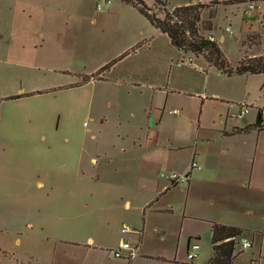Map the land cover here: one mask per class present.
Instances as JSON below:
<instances>
[{
	"label": "crops",
	"instance_id": "0c3cea01",
	"mask_svg": "<svg viewBox=\"0 0 264 264\" xmlns=\"http://www.w3.org/2000/svg\"><path fill=\"white\" fill-rule=\"evenodd\" d=\"M86 1L0 0V20L6 24L0 36V62H10L16 48L23 50L31 42L40 44V48L47 46L68 52L88 44L91 31L83 27ZM143 1L153 6V0ZM161 1L174 8L202 0ZM117 5L138 12L124 0H118ZM35 16L59 19L58 26L45 35L31 33L26 24ZM14 17L18 19L17 24L13 23ZM146 21L155 33L167 38L166 50L182 52L172 45L165 33ZM211 31L208 33L212 34ZM41 35L43 40H39ZM147 35L140 32L109 59L117 56L119 61L125 58L138 61L146 55H150V59L153 44ZM35 58V54H30L26 59ZM201 71L205 73L203 68ZM167 73L164 77L150 76L137 69L126 72L117 81L129 91L139 90L143 97L139 105L126 104L121 108L115 140L99 159L93 156V151L68 144L67 138L55 137L48 142L42 136L34 139L11 134L22 129L34 133L43 130L39 110L27 109L20 118L7 113L5 118L0 115L4 131L0 136V152L16 156L13 158L21 167L16 174L24 184V193L29 195L25 197L26 203L32 208L57 211L50 219L23 220L25 228L21 234L24 238L16 237L15 247L20 248L33 238L40 248L26 245L22 252L18 249L7 252L9 264H178L177 258L171 259L165 254L167 249L162 244L170 234L180 237L193 219L204 221L209 230L212 222L220 221L216 210L200 216L188 214L189 202H208L216 206L240 188L255 189L263 194L260 218L264 235V141L261 143L258 138L255 143L250 138L252 132L256 130V134H261L264 128L246 130L254 124L258 108L263 107L247 102L249 92L237 103L219 94H207L206 82L201 88L195 83L190 85L193 91L188 90L187 81L175 88ZM46 89L38 86L20 93H34L30 96L14 99L4 96L0 97V102L25 104L27 99L39 97V92ZM175 98L180 102L178 109L171 107ZM219 101L224 105H216ZM239 104L248 105V113L255 108L254 120L247 117L248 113L241 119L229 117ZM62 143L66 146L62 147ZM192 163L196 166L192 167ZM173 173L186 175L187 182L171 185L168 176ZM82 208L87 209L91 217L79 224L77 213ZM253 217L254 213L250 219ZM123 223L142 231L140 255L127 263L110 255L124 238L120 231ZM242 229L254 234L252 230ZM155 235L160 245L151 246L149 240ZM126 238L134 241L136 236L131 234ZM190 241L188 237L186 250Z\"/></svg>",
	"mask_w": 264,
	"mask_h": 264
},
{
	"label": "rangeland",
	"instance_id": "374dc122",
	"mask_svg": "<svg viewBox=\"0 0 264 264\" xmlns=\"http://www.w3.org/2000/svg\"><path fill=\"white\" fill-rule=\"evenodd\" d=\"M102 1L87 0L83 5V27L91 31L88 44L68 52L52 50L47 46L40 48V44L32 45L31 42L23 50L16 48L10 62H0V97L20 95L38 86L42 89L47 88L39 92V97L27 99L25 104L8 100L0 102V115L3 114V118L6 113L11 117L13 115L24 117L27 109H35L40 111V118L43 119V130L34 133L22 129L11 134L23 138L34 137V139L42 136L43 140L48 142L55 137H58V140L67 138L70 141L68 144L93 151L94 157L102 155L115 140L121 108L126 104L139 105L143 97L139 90L129 91L117 82L126 72H135L137 69L158 77H164L169 72L175 88H179L181 82L187 81L189 91H193L190 85L195 83L201 88L206 82L207 94H219L223 99L236 103L244 98V93L249 92L247 102L264 108V73L227 76L213 66L208 68L202 56L195 58L189 52L182 53L176 49L170 53L166 50L167 38L155 33L143 15L130 8L124 10L118 5L115 6L118 0H111L108 7L101 11L97 10V2ZM231 1L237 0L220 2L202 0L200 3L205 7L201 10L199 28L203 35H208V31L212 30L211 33L215 37L223 36V39L218 41V46L230 65L234 66L244 56L264 54V30L259 27L257 21L258 13L264 15V0H254L257 7L254 10L249 8L247 1L241 3H231ZM154 7L153 2L152 8ZM17 22L18 19L14 17L13 23L17 24ZM58 23L59 19L35 16L28 19L26 25L31 29V33L41 32L45 35V32L55 31ZM5 25L0 20V36ZM225 27H230L232 33H224ZM140 32L148 34L147 38L153 44L150 59H148L150 55L142 56L138 61L133 60L134 58L119 61L117 56L109 59ZM43 38L44 36L41 35L39 40ZM30 54H35V60L26 59ZM189 57L192 62L186 63ZM109 63H111L109 68L102 70L98 79L96 72ZM202 68L205 73L201 71ZM56 71H59V74ZM91 75H94L93 78L86 79V76ZM219 103L223 102H216V105H224ZM179 106L180 102H176L175 98L171 107L178 109ZM255 114L256 110L253 108L247 117L254 120ZM3 120L1 118V121ZM3 133L0 126V136ZM250 138L255 143L260 138L262 143L264 132L256 134L255 130ZM64 146L66 144L62 143V147ZM13 157L16 156L0 152V264H9L7 252L16 249L22 252L26 249V245L34 246L35 249L40 248L36 241L32 240L33 238L30 239L31 242L30 240L24 242L20 248L15 247L14 239L24 238L21 234L25 228L23 220L50 219L55 212L57 213L53 209L43 210L36 206L32 208L26 203L25 197L29 195L24 193V184L17 177L16 172L21 167H18ZM230 196L216 206L208 202H189L188 214L200 216L216 210L219 223L232 222V225L235 223V226L252 230L254 234L250 231L243 234V238L252 243L251 248L235 255L233 264H257V259L258 263L262 264L264 235L260 216L263 194L255 189L240 188ZM251 211L252 214H249ZM253 213L255 217L250 219ZM77 217L80 224L89 220L91 214L87 209L82 208L78 209ZM255 231H258L257 234ZM188 237L193 241L198 238L199 250L194 261H189L186 257ZM158 239L157 235L151 236L150 245H160ZM162 244H165L167 249L165 254L171 256V259L177 258L178 264H205L212 255L210 230L205 222L199 219L190 221L180 237L171 233L168 240ZM8 247L12 249L9 250Z\"/></svg>",
	"mask_w": 264,
	"mask_h": 264
},
{
	"label": "trees",
	"instance_id": "16d2710c",
	"mask_svg": "<svg viewBox=\"0 0 264 264\" xmlns=\"http://www.w3.org/2000/svg\"><path fill=\"white\" fill-rule=\"evenodd\" d=\"M135 7L154 27L165 33L172 45L184 53H192L195 57L202 56L209 66L215 67L222 74L231 76L233 74H262L264 73V54L249 55L242 57L237 64L232 67L225 54L216 42L208 40L200 31L199 22L201 20V10L204 4L198 2L193 4L174 7L172 12L165 9V4L161 0H153L158 8L149 7L143 0H124ZM254 0L231 1L241 3ZM111 63L103 66L96 72L99 73L109 68ZM94 75L86 76V79L93 78ZM34 93L17 95L11 99L21 96H30ZM264 108H258L257 118L254 124L246 127L261 130L264 125L259 120V113ZM211 249L212 256L205 264H233V252L235 249L234 239L248 233L246 230L225 225L222 223H211Z\"/></svg>",
	"mask_w": 264,
	"mask_h": 264
},
{
	"label": "built area",
	"instance_id": "2783aa9c",
	"mask_svg": "<svg viewBox=\"0 0 264 264\" xmlns=\"http://www.w3.org/2000/svg\"><path fill=\"white\" fill-rule=\"evenodd\" d=\"M111 3V0H103L102 2H97L96 8L97 10H102L103 8H106L109 6ZM249 5L250 9H257L255 6L254 2L249 1L247 3ZM159 6L156 5L154 8H158ZM166 11L172 12L173 8L170 7H165ZM258 25L259 27L264 30V15H261L258 13ZM224 33H229L231 34L232 31L230 27H225ZM208 40L211 42H216L218 44V41H221L223 39V36L220 38L215 37L212 34L204 35ZM191 56L193 57L194 55L190 53ZM195 57V56H194ZM186 63H191L192 59L189 57L186 61ZM263 90H264V85H263ZM250 110V107L246 104H239L237 105V111L230 113L229 117L234 118V119H241L243 118L248 111ZM173 112H176L175 110ZM259 120L262 123H264V109L260 111L259 113ZM192 167H195L196 164L192 163ZM168 180L171 185H179V184H184L187 182V176L186 175H177L175 173L171 174L168 176ZM121 234L124 236V238H121L117 244V246L110 251V255L115 258V259H120L124 260L126 262H130L136 257L140 255V247H141V236H142V231L141 229L135 230L131 226H129L126 223H123L120 227ZM134 234L136 236L134 241H131L130 239L126 238L127 235ZM235 241V249L233 252V256L237 255L238 253H241L242 251H245L246 249L251 248L252 243L247 240L246 238H243V235L240 237H237L234 239ZM198 250H199V245L197 243V240L195 239L194 241L191 240L188 243L187 246V253L186 257L189 261H194L197 258L198 255Z\"/></svg>",
	"mask_w": 264,
	"mask_h": 264
}]
</instances>
